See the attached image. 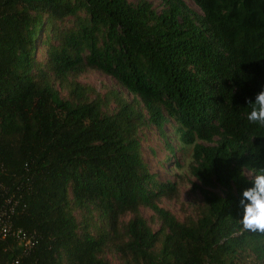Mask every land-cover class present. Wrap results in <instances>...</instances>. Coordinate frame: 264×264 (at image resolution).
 <instances>
[{"label": "trees", "instance_id": "1", "mask_svg": "<svg viewBox=\"0 0 264 264\" xmlns=\"http://www.w3.org/2000/svg\"><path fill=\"white\" fill-rule=\"evenodd\" d=\"M190 1L200 14L184 0H0V215L33 241L0 238V264H264V232L237 207L264 168V126L247 118L264 91V0ZM88 71L116 87L78 82ZM150 128L187 158L172 177L196 181L180 219L160 206L179 183L142 154Z\"/></svg>", "mask_w": 264, "mask_h": 264}, {"label": "rangeland", "instance_id": "2", "mask_svg": "<svg viewBox=\"0 0 264 264\" xmlns=\"http://www.w3.org/2000/svg\"><path fill=\"white\" fill-rule=\"evenodd\" d=\"M128 1L133 4L138 2V0ZM148 1L153 5V8L157 12H160L162 9L160 0ZM184 2L189 9L200 14L199 10L190 0H184ZM37 56H40V53H38ZM77 81L84 85H91L101 93H105L106 87H116L113 80L97 71L85 72L77 78ZM125 94L129 99H132V97L127 95L126 92ZM165 133L167 135L166 139L171 141V144L174 146V144H176V139L172 134L170 123L166 125ZM140 142L143 157L149 164L151 172L157 174V181L163 182L172 180L179 183V199L177 201L163 200L160 206L165 210H168L178 219H180L185 212L189 213L193 211L194 204L199 200V195L192 191L193 184L196 183V181L188 175L187 168H185L181 173L176 172V175H173V177L170 173L171 168L173 167L172 163H174V161L178 160L179 163L187 166V158L182 159L180 151L176 153L174 158H172V155L165 148V139H162L154 128H150V130H146L142 133L140 136ZM142 214L147 220H149L152 215L150 211L144 209L142 210ZM154 228L156 229L157 226ZM107 259L112 264H119L118 258L113 255H108Z\"/></svg>", "mask_w": 264, "mask_h": 264}, {"label": "clouds", "instance_id": "3", "mask_svg": "<svg viewBox=\"0 0 264 264\" xmlns=\"http://www.w3.org/2000/svg\"><path fill=\"white\" fill-rule=\"evenodd\" d=\"M250 103L249 122L264 126V91ZM237 207L238 220L244 230L264 232V168L258 169L251 186L241 191Z\"/></svg>", "mask_w": 264, "mask_h": 264}, {"label": "built area", "instance_id": "4", "mask_svg": "<svg viewBox=\"0 0 264 264\" xmlns=\"http://www.w3.org/2000/svg\"><path fill=\"white\" fill-rule=\"evenodd\" d=\"M12 214V210L9 214L4 210L2 215H0V238H14L21 246H24L26 249H30L33 246L32 238H28L27 235L20 230H14L11 221Z\"/></svg>", "mask_w": 264, "mask_h": 264}]
</instances>
